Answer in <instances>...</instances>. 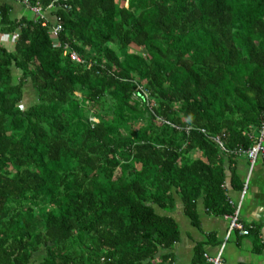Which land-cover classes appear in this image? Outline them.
I'll list each match as a JSON object with an SVG mask.
<instances>
[{
	"label": "trees",
	"instance_id": "16d2710c",
	"mask_svg": "<svg viewBox=\"0 0 264 264\" xmlns=\"http://www.w3.org/2000/svg\"><path fill=\"white\" fill-rule=\"evenodd\" d=\"M263 124L264 0H0V264H173Z\"/></svg>",
	"mask_w": 264,
	"mask_h": 264
},
{
	"label": "crops",
	"instance_id": "0c3cea01",
	"mask_svg": "<svg viewBox=\"0 0 264 264\" xmlns=\"http://www.w3.org/2000/svg\"><path fill=\"white\" fill-rule=\"evenodd\" d=\"M12 18H19L25 10L18 4L13 5ZM12 43V42H10ZM236 162L238 176L243 180L246 175L247 161L240 157ZM227 197L233 205L240 201V192L235 190L230 182ZM171 217L176 221L181 239L172 250L173 264H193L195 247L202 244L203 252L209 257H217L223 264H264V162L259 161L245 194L240 219L250 228L256 230L255 234L241 236L232 233L226 239L228 217H216L206 212L202 201L197 205L198 226L194 227L184 214L183 205L179 200Z\"/></svg>",
	"mask_w": 264,
	"mask_h": 264
},
{
	"label": "built area",
	"instance_id": "2783aa9c",
	"mask_svg": "<svg viewBox=\"0 0 264 264\" xmlns=\"http://www.w3.org/2000/svg\"><path fill=\"white\" fill-rule=\"evenodd\" d=\"M23 4L26 5L27 2L23 1ZM30 10L34 14H37L39 11V8L30 7ZM57 32H58V29L56 28L54 31H52V34L55 35ZM72 58L76 59L75 56H72ZM263 139H264V124H263V127H262L261 132H260V138H259L258 143L254 147H252L248 152V158L250 159L251 164H253L255 161H257L259 157L264 159V147H262V144H261L263 142ZM248 181L249 180L247 179V181L245 182L244 187L242 189V192L240 195L241 196L240 202L237 205V210L234 213V216L230 217V225H229L227 235H229L230 233L235 232V231L238 232L239 235H242V236L248 235V231H246L244 229L243 225L238 221V214L240 211V205H241V201H242V199H243V197L247 191ZM205 258H206V261L210 264H223L220 260V255H218L217 257H209V256L205 255Z\"/></svg>",
	"mask_w": 264,
	"mask_h": 264
},
{
	"label": "rangeland",
	"instance_id": "374dc122",
	"mask_svg": "<svg viewBox=\"0 0 264 264\" xmlns=\"http://www.w3.org/2000/svg\"><path fill=\"white\" fill-rule=\"evenodd\" d=\"M17 4V3H16ZM18 5H20V4H18ZM14 7V6H13ZM14 10V9H13ZM23 15L24 14H26V15H31L30 13H29V11L28 10H23V9H21V10H19ZM14 13L13 12H11V15H13ZM2 40H4V38L2 37ZM6 41V40H5ZM4 45L6 46V48L7 49H11L12 48V43H4ZM34 95H33V93L31 92V89L30 88H28V89H26L25 90V93H24V100H23V102L21 103L22 105L21 106H23V108H25L26 106H30L31 104H33L34 103Z\"/></svg>",
	"mask_w": 264,
	"mask_h": 264
}]
</instances>
